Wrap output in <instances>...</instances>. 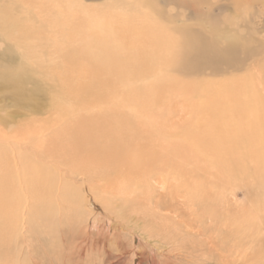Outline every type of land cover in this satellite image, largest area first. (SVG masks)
<instances>
[{
  "label": "rangeland",
  "instance_id": "1",
  "mask_svg": "<svg viewBox=\"0 0 264 264\" xmlns=\"http://www.w3.org/2000/svg\"><path fill=\"white\" fill-rule=\"evenodd\" d=\"M65 1L25 0L31 8H41L36 21L47 29L50 41L59 39L56 27L49 25L58 4L60 20L65 21L57 28L81 30L80 37L92 44L98 31L92 35L88 24L97 18L106 20V26L110 22L114 27L106 33L105 40L114 37L123 44L127 41L126 47L122 45L117 50L123 53L127 48L130 52L129 56L115 57L117 61L113 64L99 66L83 56L85 61H81L80 68H98L101 72L85 71L82 81H97L100 88L87 95L93 100L92 105L78 106L80 110L74 115L101 117L112 107L108 102L122 101L118 109L135 118L141 133L129 143V152L122 153L121 164L125 167L112 170L113 173L102 169L101 176H91L85 173L84 165L81 175L74 180L65 179L61 186L68 190L65 202L56 199L60 185L56 179L55 192L51 193L57 209L53 213L52 236L47 227L46 231L41 230L44 222L40 227L36 223L30 225L27 211L30 199L25 211L24 205L16 210L8 231L11 242L4 264H264V179L249 161L243 163L244 172L231 175L193 147L194 138L205 135L202 128L207 119L202 105L218 90L219 84L240 83L250 76L254 83L255 72L264 73V0ZM147 32L157 37L156 42L165 44L164 48L147 47L144 39L151 37ZM230 43L240 47L236 53L232 51L237 60L246 50L255 53L249 60H243L246 63L239 70L225 68L228 57L224 46ZM82 44L79 41L75 46L84 50ZM45 48L41 53L44 59H49L54 49L50 44ZM113 48L103 49L105 52L100 48L98 52L110 54L116 51ZM147 52L151 58L146 59ZM210 59L219 65L218 71H214L218 74L205 66L195 71L196 64ZM102 60L107 62L108 58ZM63 67L71 68L68 64ZM111 67L113 73L108 70ZM42 70L33 84L42 90V98H34L32 102V106L41 108L48 106L55 88L51 81L45 80L48 71ZM54 73L58 79L57 71ZM8 95V90L0 91L1 119L9 117L19 122L31 116L47 118L46 113L31 115L27 107H15ZM261 95L264 96L263 91ZM58 114L51 121L50 140L57 137L55 134L64 125L74 122L72 117L59 119ZM9 130L0 126V132ZM203 148L207 150L205 146L201 151ZM139 152L144 159L138 163L141 165L138 176L132 173V164L133 160L139 161L136 158ZM73 161L69 155V164L65 162L68 170L78 164ZM46 245L50 249L45 250Z\"/></svg>",
  "mask_w": 264,
  "mask_h": 264
},
{
  "label": "bare ground",
  "instance_id": "2",
  "mask_svg": "<svg viewBox=\"0 0 264 264\" xmlns=\"http://www.w3.org/2000/svg\"><path fill=\"white\" fill-rule=\"evenodd\" d=\"M50 1L54 2V0ZM56 5L58 6V4ZM57 6L54 9L53 20H51L52 15L49 19L51 20L49 25H52V28L56 27L59 39L50 41V35L48 36V33H46L47 29L42 23L36 21V18L41 14V8L33 9L32 6L25 3V0H0V91L3 89L8 90V96H10L13 105L22 108L27 107L31 115H35L37 112L48 114L46 119L31 116V119L20 120L19 122L9 117L0 118V126L4 128L7 126L10 129L8 132H0V264H4V258L9 253L11 238L8 231L12 226L16 210L19 211L21 206L24 205L25 211L28 207L26 203L30 199V207L27 209L31 216L30 225L34 226L33 224L36 223L40 227L44 222L45 227L44 229L42 227L41 230L46 231L47 227L50 232L49 235L52 236V232L55 234L53 213L57 212V209L53 205L54 200L51 193L55 192L53 184L56 179L60 183L56 191L57 193L59 191L56 199L65 202L68 198V190L66 187L61 188L65 179L74 180L76 175H81L85 170L84 165L86 166L85 173L91 176L93 174L101 176L102 169L112 172V170L116 171L121 166L125 167L121 164L122 153L125 150L129 152V143L141 133L135 124V118L122 113V110L118 109L122 101L119 103L108 102L112 107H108V110L100 115L101 117L94 114L89 116H83L80 113L74 115L75 112L77 113L80 110L77 108L78 106L92 105L91 101L93 100L90 101V96L87 98V95L94 94L100 88L97 81H82V75L85 71L94 74L101 72V69L98 68L89 70L80 68L83 56H88L92 64L99 66L104 63L113 64L117 61L115 57L129 56L130 52L127 48H125V51L121 50L123 53H118L119 50H117L122 45L126 47L127 41H124L123 44L121 41L114 40V37L109 38V41L105 40L106 33L114 27L110 22L106 26V20L92 19L93 22L88 24L90 25L88 31L92 35H96L98 31V36L92 37L94 38L92 44L86 42V38L80 37L79 32L81 30H75V33L74 30L72 32L71 29H67L69 27L63 30L57 28L63 23L62 20L65 21L64 19L60 20L62 16L61 7ZM88 17L89 15H87ZM101 34L102 36H100ZM148 34L147 36H150L152 33ZM193 34L196 33L192 32ZM189 35H191L190 32ZM156 38L152 35L146 37L144 39L145 45L151 48L165 46V44L162 46L159 42H156ZM74 39L76 41L73 43ZM79 41L83 43L84 50H81L80 44L75 46V43ZM48 44L54 49V54H51L52 56L50 55L49 59H44V54L41 52L46 49L45 47ZM109 46H114L115 53L98 52L100 48L102 51L103 49L106 51ZM226 46H224V51L227 52L228 57L226 69L239 70L246 63L243 60H249L255 54H250L246 50L242 52L243 57L237 60L236 54L232 55V51L235 50L236 53L237 48L240 49V47L238 45L234 46L232 43ZM92 49L96 51H89V53L88 50ZM16 53L18 55L13 57V54ZM147 53L146 59L151 58V54ZM103 58H108V61L103 62ZM25 63L27 64L26 69H24ZM65 64H68L71 68L63 67ZM171 64L173 63L171 62ZM202 66L212 71L211 73L218 74L214 71H218L216 69L219 68V65L216 62L211 63V59L209 62L196 64L195 71H200ZM42 69L48 71L45 73V80L51 81L55 88L52 91L54 96L48 102V106L44 105L41 108L32 106V102L34 98H42V90L34 86L37 79L40 78L39 74L43 73ZM108 70H110V73L114 71L112 67ZM54 71H57L58 79H55L56 73ZM254 75V83L250 81L251 76L241 79L240 83H220L222 85L219 84L218 90L213 91L208 102L202 105V113L207 119L205 126L202 128L205 130V135H201L197 139L191 133L190 135L193 137L190 138H194L193 147L198 148L197 151L205 155L207 159L212 158L221 170H228L231 175H239L244 172L243 163L249 161L258 170V176L264 179V96L261 97V91L264 92V73L262 75L255 72ZM94 101L97 104L101 103L99 100ZM56 113L61 116L59 119H62V117L65 119L73 118L74 122L71 125H68L67 122L68 126L64 125L59 133L55 134L57 137L50 140L51 121L54 116L58 117ZM206 115L209 117L207 118ZM20 127L23 128L19 129ZM205 146H207V150L203 148L201 151V147ZM210 151L212 152L210 153ZM139 153L136 155L138 156ZM69 155L73 156L74 163L75 161L78 163L71 170L65 167ZM137 156L136 158L139 161L136 159V162H134L133 160L132 173L138 174L141 167L138 163L144 157L141 153L139 157ZM133 176H136V174ZM135 180L138 179L135 178ZM47 246H45V250L50 249Z\"/></svg>",
  "mask_w": 264,
  "mask_h": 264
}]
</instances>
